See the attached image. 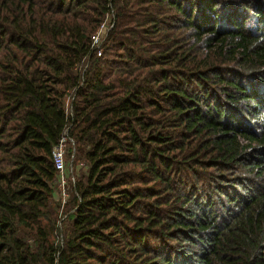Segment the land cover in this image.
I'll use <instances>...</instances> for the list:
<instances>
[{"label":"trees","instance_id":"1","mask_svg":"<svg viewBox=\"0 0 264 264\" xmlns=\"http://www.w3.org/2000/svg\"><path fill=\"white\" fill-rule=\"evenodd\" d=\"M0 264H264V0H0Z\"/></svg>","mask_w":264,"mask_h":264},{"label":"built area","instance_id":"2","mask_svg":"<svg viewBox=\"0 0 264 264\" xmlns=\"http://www.w3.org/2000/svg\"><path fill=\"white\" fill-rule=\"evenodd\" d=\"M107 35V28H106V22L101 25L99 30L95 35L92 37L93 45H96L98 47V56H101V47L103 42L105 41V37ZM67 106V105H66ZM67 113L70 115L73 114L72 107L69 104V107H67ZM74 145V140L71 138L69 134V128H66L63 136L61 137L59 143L53 148V162L57 171V179L60 186L61 191H63V195L66 197V185H67V179H66V163H67V144ZM75 155V149L73 147V153H72V159Z\"/></svg>","mask_w":264,"mask_h":264},{"label":"rangeland","instance_id":"3","mask_svg":"<svg viewBox=\"0 0 264 264\" xmlns=\"http://www.w3.org/2000/svg\"><path fill=\"white\" fill-rule=\"evenodd\" d=\"M109 25V21H106V28L107 26ZM69 104H70V98L68 100V103H67V107H69ZM71 147L73 148L74 145H71V143L67 144V163H66V179H67V185H66V193H67V196L65 197L63 195V191H61L60 189V186H59V183H58V179H56V182H55V200L59 203V205L61 206L60 208V214L62 212V210H64V206L66 204V200H69L70 199V194L72 192V182L71 179H70V175L69 173H72V172H75L76 173V176L79 175V172L80 171H86L87 170V166H86V163L84 161L82 162H79L78 164L75 165L73 159H72V156H71ZM73 162V163H72ZM64 218V216H63Z\"/></svg>","mask_w":264,"mask_h":264}]
</instances>
